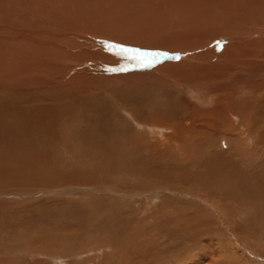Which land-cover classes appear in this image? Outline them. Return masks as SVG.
I'll list each match as a JSON object with an SVG mask.
<instances>
[{
  "label": "rangeland",
  "instance_id": "rangeland-1",
  "mask_svg": "<svg viewBox=\"0 0 264 264\" xmlns=\"http://www.w3.org/2000/svg\"><path fill=\"white\" fill-rule=\"evenodd\" d=\"M74 1L71 0L74 7L71 14L68 12L65 15L57 13L58 6L55 5L56 2L61 4L64 0H44V6L47 9L45 13L49 16L44 13L47 16L38 18L37 11L42 1L0 0V115H16L21 106H27L33 102L35 106L49 110H58L67 104L71 105L70 111L74 113V119H84V122H91L100 115V112L105 111V114L110 113L109 115L112 114V116L114 113L118 116L119 126L122 124L129 126L130 132L127 135L131 133V136L133 134L142 138L146 148L141 149V152L135 151L132 155L129 153L130 155L126 156L124 161L104 159L94 149H90V153L83 154L72 148L76 160L69 165L64 160L63 141L61 140L56 144V152L51 157L41 160L43 164L40 170L36 171L35 179L18 185L9 184V182L25 174V170L18 167L20 162L12 160L15 152H6L4 168L1 166L0 159V176L6 179L0 180V184L3 185L1 188L5 190L6 186H16L20 194L0 197V264H264V106L258 105L261 107L253 112H247L246 117L241 121L240 116L234 112L232 115L225 116L235 127L243 126V129L239 131H245L246 136L244 135L241 139L231 132L227 136L230 137L229 142H226L223 135L211 136L210 140L208 138L206 140L204 135L194 131L183 133L181 139L175 129L177 126L187 128L190 122V125L194 127L198 124L195 129L197 130L199 125H204V118L210 119L205 114L210 112V109L217 104L216 102L219 105L222 101L231 98L237 101L250 100V103L264 100V0H241L244 3L243 7L240 5L241 1L238 2L239 0H233L238 6H233L232 0L230 2L229 0L217 2L214 0L217 5L212 6L218 9L216 12V9L212 8L214 9L212 11L218 15L211 12L212 15L223 14L226 17L228 14L234 26L244 29L246 34V40H242L244 53H241L238 47L229 46L234 41L226 34L219 33V36L215 34L223 30L219 21V26L215 27L217 31L206 33L208 31L205 27V30L203 27L200 28L201 33L205 32L202 40L211 57L205 61V64L203 62L204 69L198 70L202 71V74L196 76L197 79L192 78L189 84L192 86H183L180 80L173 81V83L158 81L154 83L156 86L151 85L155 90L150 92L153 98L152 101L149 99L150 102L157 101L155 98L162 99V102L166 101L158 106L159 110H154L156 107L154 108L153 103L140 104L139 99L148 96H138L140 88L128 93L120 89V85H125L129 78L132 79L131 82L145 80L143 78L144 80L140 81L136 76L135 78L121 77L122 80L119 76L118 79L113 77L112 79L117 81L115 84L109 82L104 84L105 82L95 80L98 85L95 81H91L87 82V87L84 81L79 83L74 81L76 83L72 86L70 80L65 81L68 84L66 86L71 87L70 89L68 87L61 89V84L51 89L43 80V83L28 80L29 77L25 76L27 73L34 74L35 72V75H39V72H44L43 75L46 77L56 74L60 68L58 61L63 65L71 63L70 68H73L71 61L77 55H80V59L85 58L82 61L84 64L91 62L86 58L90 56V52L78 54L82 48H87V40L77 43L70 37H63L67 35L63 34L64 26L61 22L66 21L67 16L73 14L74 17L78 13H83V7L87 8L84 11L86 12L95 4L93 2L90 5L91 0ZM103 1H107L109 7L106 4L107 10L96 13L98 17L96 21L101 23L105 21L103 17L106 15L119 14L120 9L116 6H121V9L135 10L137 17H134L136 19L134 21H138L137 18L145 17L144 13L149 16L147 2L152 5V0ZM222 1L226 2L222 3ZM226 3L236 8L233 9ZM222 5L224 7L221 10L229 6L228 11H220L219 6L222 7ZM76 8L78 9L75 11ZM109 8L111 10H108ZM242 8L243 10L239 11ZM29 10H33V13ZM225 12H227L226 15ZM142 20L147 23L144 18ZM142 20L138 21L139 25L135 24L137 27H134V30L132 29L135 37L141 35L142 25L146 24L142 23ZM84 27L92 30L96 28V25L90 24ZM228 28L231 27L228 26ZM36 29H42L43 32H38ZM236 30L231 28L229 36L235 34ZM239 34L243 36L241 32ZM158 35L155 33L152 38H149L153 39L151 40V43L154 42L153 45L163 44L160 37H153ZM47 36L55 41L48 39ZM108 38L101 40L97 37V43L101 42L108 46L112 42ZM90 39L93 41L92 36ZM147 41L144 40L143 43ZM217 41L221 42L219 46ZM39 42L43 43L39 44ZM113 43L116 44L115 41ZM118 45L127 46L120 42ZM51 48L53 51H50ZM146 49L144 50L167 54L157 63L161 68L165 67L166 71H172V69L168 68L170 67L168 65H163L161 61L168 59L164 62L180 67L188 63L193 55L200 53L187 48ZM51 53L52 57H50ZM115 55L122 58L123 62L125 60L124 64L129 62L126 57L117 53ZM173 56H178L179 59L173 60ZM102 57L106 58L105 54ZM131 62L134 63V61ZM51 63L54 65H50ZM164 74L167 76L169 73ZM150 78L147 77V79ZM161 86L165 93H171L163 94ZM79 87L95 90V92L92 91L94 94L90 93L88 96L85 91V96L84 92L78 90L81 89ZM118 87L120 96L115 97L114 92L116 90L118 93ZM129 87H131L130 83ZM243 87L246 90L242 89ZM69 93H72V96ZM66 94L68 97L63 96ZM27 99H34V101L29 102ZM112 101L118 103L116 106L112 105L113 108H109ZM11 107L15 109L12 110ZM135 119L140 123L136 125ZM147 121L151 126L147 124ZM256 122L258 123L255 124ZM138 124L142 125L138 127ZM29 128L32 129L30 125L15 126L10 132L18 134L22 129ZM94 135L96 138L97 133ZM59 137L63 135L60 134L56 138ZM248 137L250 140L247 139ZM88 142L90 140H87V144L91 145ZM149 143L152 144L151 150ZM227 143L234 149L228 150L232 148L227 147ZM153 149L161 150L162 154L156 153ZM53 159H57L59 165L55 161L54 166L50 167L49 164L52 163L50 161ZM127 160L135 163L133 167L138 168L136 173L126 170L124 164ZM107 163H110L108 168L104 167ZM140 170L153 173L142 174V178L138 175ZM32 171L33 169H29V172ZM73 177L77 178V182H71ZM123 177L127 178L126 184H121ZM123 185L128 188H123ZM95 187H100L103 191L93 190ZM219 188H223L222 193ZM70 189H72L70 194H57ZM129 189L136 191H127ZM130 192H132L130 195H121ZM89 202L91 207L95 205L101 208V211L97 209L95 214L89 215L90 206L87 205ZM54 205L55 208L60 209L57 213ZM64 206L70 209L69 212L74 211V214L65 215ZM108 211L110 213L107 215L111 218L107 217L105 223L97 221L100 220V213ZM55 213L57 215H54ZM2 244L15 248L5 250ZM87 244L91 247L90 251L81 253L82 256L73 253L77 246L82 247ZM93 246L98 248L92 249ZM32 248L33 250H30ZM122 248H124L123 251ZM44 250L51 252L48 257L43 255ZM28 251H42V254L33 256ZM54 253L62 255L63 259L55 260L52 256Z\"/></svg>",
  "mask_w": 264,
  "mask_h": 264
},
{
  "label": "bare ground",
  "instance_id": "bare-ground-1",
  "mask_svg": "<svg viewBox=\"0 0 264 264\" xmlns=\"http://www.w3.org/2000/svg\"><path fill=\"white\" fill-rule=\"evenodd\" d=\"M39 1L40 2L42 1V5H39V7H38L39 11H37V14H38V18H41V17L47 16L48 14L45 13L47 9H45L44 0H36V2H39ZM217 1H219V0H216V2ZM240 1L241 0H239L238 2H240ZM16 2H17V0H16ZM93 2H95V4L90 8V10L84 12L87 8L83 7L82 8L83 13H78V14L74 15V17L72 16L73 14L70 15V16H67L65 18L66 21H62L61 22V24L64 26L63 27V29H64L63 30V34L67 35V36H63V37H67V38L70 37V39L72 41L77 42V43H80V42H83V41L87 40V44H86V45H88L87 48L86 49L82 48V51L78 52V54L82 53V52H87V53L90 52V56H88V57L85 56V57L87 58V61L89 60V62H90V60H91V62L88 63V64H84L82 61H84L85 58H81L80 59V55H77L71 61V62H73V65H72V66H74L73 68H70L71 67V63L63 65L62 62L58 61V65H59L58 67H60V68L57 71H59V72H57L56 74L50 75V76L48 74L47 76H49V77L44 76L43 75L44 72H42V73L39 72V75L38 74L35 75V72H34V74L27 73V75L25 74V76L29 77L28 80L30 82L31 81H38V83H40L43 80L44 83H46L47 85H49V87H51V89L52 88L54 89V87H59L60 84L62 85V86H60L61 89H62L64 87L65 88L66 87L69 88V86H66L68 84L65 83V81H69V80H70V83H71L70 85L71 86H72V84L76 83L74 81H78V83L81 82V81H84L85 83L84 82L83 83L86 84L85 87H87V82L89 83V82L95 81V80L98 81V82H102V83L105 82L104 84H106L108 82L111 83V84L112 83L115 84V82H117V81L113 80L112 79L113 77L117 78V79L120 77L119 79L122 80V78H127V77L135 78V76H136V78L139 79L140 81H141V79L142 80L145 79V80L141 81V82H139V81L131 82L130 80H132V79L129 78V79H127L129 81L125 85L122 84L123 86L120 85L121 83H118L120 85V89L123 92L128 93L129 91H133L136 88H140L138 96H140V95L141 96L148 95L145 98L139 99V100H141L140 104L146 105V102L147 103H153L154 108L155 107L156 108L155 109L152 108V109L159 110L158 106L166 103V101L162 102V99L159 98L161 100L160 101L158 98H155V100H157V101L150 102V100L151 101L153 100L152 94L150 92L151 91L153 92L155 90V89H152L151 85H153L155 82L157 83L158 81H162V82L166 81L167 83L169 81H171L173 83V81L174 82H178V80H180V82L182 83L183 86H188L189 84H191L190 82H192V78H194L196 76H200L202 74L201 73L202 71L199 72L198 70L204 69V66H202L203 62L205 64L206 63L205 61H208L210 59L211 56L208 55V49L205 48L206 44L204 45V42L202 40V37H204L203 35H205V32L201 33L200 32L201 31L200 28L203 27V29H204V27H205V29H207V31H208L206 33L217 31V29L215 27L219 26V24H218V21H219L220 27L223 30L222 31H217V32H215V34H217V35L219 33L226 34V36L230 37L231 39H233L232 41H234V42L230 43L229 46L238 47V50L241 53H244V51H243L244 50V43L242 41V40H246V34H245L244 29H238L236 26H234V22H233V20L231 21L230 18L227 16L228 15L227 12H225V15L227 14L226 17L223 14L217 16L218 14L216 12H217L218 8H215L217 4H215L216 2L214 0H152V5L149 2H147V8H148V11H149V16H147L144 13V15L143 14L142 15L145 16V17L137 18V20L139 22H141V20L144 18V20H146L147 23L144 22L143 20H142V23H146L147 25L146 24L142 25V28H141L142 29L141 30L142 33H141L140 36H137V37H135L134 34L132 33V29L134 30V27H137V25H135V24H138V21H134V20H136V19H134V17L135 16L137 17V15L135 14V12H136L135 10H133L132 8H131V10L121 9V6H116L118 9H120L119 10V14L116 15V16L106 15L105 17H103L105 19V21H103L101 23V22L96 21V19L98 18L96 13L97 12H101L102 10L106 9V7L108 6V3H107V1H103V0H91L90 1V5ZM223 2H226V1H222V3ZM228 2H230V0ZM232 2L234 3L233 0H232ZM27 3H29V2H27ZM218 3H220V2H218ZM22 4L23 3H21V5ZM46 4H47V2H46ZM106 4H107V6H106ZM213 4H214L215 7L212 6ZM29 5H30V3H29ZM36 5H37V3H36ZM36 5H35V7H36ZM51 5L53 6V4H51ZM55 5L58 6V8H56V9H58L57 13H63L65 15L68 12H70V14H71V11L74 9V7L72 6L71 0H64V2L61 3V4H58L56 2ZM227 5H229V4H227ZM227 5H226V7H227ZM232 5L233 6H235V5L238 6V4H235V3L232 4ZM232 5H229V6H231V8H233V9L236 8V7H233ZM240 5H241V7L244 6L243 1H241ZM223 7H224L223 5H222V7L219 6V8H220L219 10L220 11H223V10L224 11L225 10L228 11V9H227L228 7L227 8L225 7L226 9H222L221 10V8H223ZM27 8H29V7H27ZM212 8L216 9L215 10L216 12L212 11V10H214ZM22 9H24V8H22ZM77 9L78 8H76L75 11ZM135 9H137V8H135ZM208 9H210L211 11L210 10L208 11ZM108 10H111V8H109ZM241 10H243V8L239 9V11H241ZM29 11H31V10H29ZM220 11H219V13H220ZM54 12H55V7H54ZM211 12L212 13L214 12V14L216 13L217 15H212ZM44 13L47 14V15H45ZM50 14H51V12H50ZM112 14H114V13H112ZM108 18L111 19V20H107ZM152 19H154V21H150ZM46 22H48V21H46ZM90 24L96 25V28L95 29L91 28L92 30H90V29L87 30L84 27V26L88 27V25H90ZM36 26H38V25L36 24ZM151 26H152V28H150ZM228 26L231 27V28H235V30L237 29L235 31V34H233L232 36H229L231 28H228ZM37 31L40 32V31H42V29L41 30H37ZM72 31H74V33H72ZM107 31H109V33H107ZM46 32L47 31H45V33ZM239 32H241L243 34V36L240 35ZM155 33L159 34V35L158 36H153V37H160V41L163 43L162 45L161 44L159 46L158 45H153L154 44L153 41L151 43V40H153V39H149V38H152V35H154ZM168 33H170V35H168ZM55 35H57V34H55ZM60 35H62V34H60ZM90 36H92L93 41H90L91 40ZM97 37H100L101 40H104V39L109 37L108 40L112 41V42L109 43V45L115 41V43L117 45H118V42H120L121 44H127V46L130 45L128 47H132V48L139 47V49L142 48L143 50L145 48H147L146 50H148V48L149 49H156V50H159L161 48L163 50L164 48L173 47V48H182V49L183 48H187V49H191V51L194 49L195 52L199 51L200 53L193 55V57H191V59H190V61L188 63H186V64H184V65H182L180 67H176V64H173V63L164 62L166 60L168 61V59L161 61V63L163 65L170 66L168 68L172 69V71L171 70L170 71H166L165 67L161 68L159 66V64L158 65L154 64V65H152L150 67H134V66H132L134 63H132L131 61H129L126 64H124L125 60L123 62V59L121 58L122 59V61H121V59L115 55L116 51L114 49H112L114 51H112V50L110 51L109 47L107 45H105L103 42L102 43L104 45L101 44V42L97 43ZM49 38H50V36L48 37V39ZM54 38H56V37H54ZM59 38H60V36H59ZM144 40H148V41L143 43ZM52 41H55V40L53 39ZM43 42L45 44V41H43ZM43 42H39V44L43 43ZM81 44H79V45H81ZM37 48L38 47H36V49ZM229 48L230 47H228V49ZM71 49H72V46H71ZM51 50L53 51L52 48L50 49V51ZM54 52H56V50ZM36 54H38V53L36 52ZM103 54H105L106 58L102 57ZM173 54H174V52H173ZM50 57H52V53H51ZM228 58H230V57H228ZM66 60H68V59H66ZM173 60H175V59H173ZM40 61H38V62H40ZM103 61H104V63H103ZM50 65H54V64L51 63ZM53 67L57 68L55 66H53ZM113 68H115V69L123 68L125 70L124 71H119V70L118 71H110L109 70V69H113ZM34 70H36V69H34ZM170 72H171V74H170ZM164 73H166L168 75L166 76ZM43 77H45V78L43 79ZM147 77H149V78L151 77V78L147 79ZM137 79H135V80H137ZM196 79H197V77H196ZM96 81H95V83H96ZM67 83H69V82H67ZM129 83L131 84V87H129ZM84 84H81V85H84ZM118 84H116V86ZM154 86H156V85L154 84ZM189 86H192V85H189ZM85 87H82V88L79 87L81 89H78V90L79 91L81 90L82 92H84L83 93L84 95L86 94L85 91L87 92L88 96H89L90 93L94 94L93 92H95V90H88V88H85ZM157 87H159V85ZM160 88H162V86ZM244 88L245 87H243L242 89H244ZM69 89H68V91H70ZM166 89H168V88H166ZM162 90L164 92L163 88H162ZM245 90H246V88H245ZM160 91H161V89H160ZM168 91H170V90H168ZM259 91H260V89H259ZM76 93H77V91H76ZM169 93H171V92H169ZM169 93H167V92L165 93L164 92L163 94L166 95V94H169ZM70 95L72 96V93ZM70 95H69V97H70ZM114 95H115V97H117V95L120 96L119 87H118V93L115 90ZM63 96H67V94L63 95ZM63 96H61V97H63ZM79 96L81 97L82 95H79ZM153 96L155 97V95H153ZM76 97H78V96H76ZM231 99L230 100L226 99V101H224V102L222 101L219 105H218V102H216L217 104L213 108L210 109V112H208V114H205L206 116H209L210 119L207 120V117L204 118L205 120L202 119V120H204L203 121L204 125H202V126L199 125V128L197 130H195V129L198 126V124L196 125V127H194L193 125H190V122H189V126L187 128H185V127L182 128L181 126H177L178 127L177 128L174 125L176 127L175 129H177L176 130L177 134H180L179 136L181 137V139H182V134L183 133H187V132H190V131L191 132L194 131L197 134L201 133L202 135H204L205 139L206 138L209 139L211 136L212 137L213 136H217L218 137L219 135H223L225 137V139H226V142H229L228 140H229L230 137H227V136H228V134L233 132V133L237 134L240 137V139L243 138L244 135L246 136V132L245 131L244 132L239 131V130L243 129V126L242 125H238V126L235 127L234 124H232L231 120H228L225 116H229L230 114L232 115V112H234L238 116H240V121H241L242 119H244V117H246V113L247 112H250V111L253 112L258 107L264 106V100H260V101H257V102L250 103V100H246V101L239 100V101H237V100H233V99L231 100ZM32 100L34 101V99H27V101H29V102H31ZM68 100L70 101L69 98H68ZM114 101H112L113 104L110 103V105H109L110 107L109 108H113L112 105L116 106V104L118 102L117 101L114 102ZM187 103H188V101H187ZM258 105H261V106H258ZM246 107H247V109H246ZM11 108H12V110L15 109V107H11ZM70 109H72V106L71 105L68 106V104H67V106H65V107L62 106L58 110H54V109L49 110V109H44V107H37V106H35V103L33 102V103H30L27 106H21L18 109L16 115H10V114L7 115V116L0 115V159H1V166H2V168H4V154L6 152H10V153L15 152V154L12 156V160L16 161V162H20V166H18V167L23 169V170H25V174H22L21 176H18L17 178L12 179L9 182V184L18 185V184H20L22 182L23 183H27V182L32 181L33 179H35L36 171H39L40 168H41V165L43 164V162L41 160L51 157L52 154L54 152H56V144L58 142H60L61 140L63 141L62 149L64 151V160L69 165H72L74 163V161L76 160V158H74V155H75L74 150L77 151V152H82L83 154H86V153H90L91 152L90 149H94L101 156H103L104 159H108V160H111V161L112 160L124 161L126 156H129L130 154L132 155L133 153H135V151L141 152V149L146 148V145L143 144L145 141L142 138H140L138 136H134L133 134L131 136V133L129 134V136L127 135V133L130 132L129 126H124V124L119 126V122H118L119 120H118V116H115L116 114L113 113V116H112V114L109 115L110 113L109 114H107V113L105 114V111H104V113L100 112V115H98L96 118H94L91 122H84V119H74L75 118V116L73 115L74 113H72L70 111ZM220 110H222V111H220ZM6 112H7V110H6ZM125 113L128 115L127 112H125ZM156 115H158V114H156ZM260 116H262V115H260ZM256 118H257V116H256ZM144 119L147 120V118H144ZM151 120L152 119L150 118V121ZM200 120H199V122H200ZM240 121H239V124H240ZM261 121H262V119H261ZM19 122H21V123H19ZM148 122L149 121H147V124L149 126H151ZM137 123H140V122H138V120L135 119V124L137 125ZM257 123L258 122H256L255 124H257ZM152 124H155V122H152ZM23 125H30L32 129H30V128L29 129H22L21 132L18 133V134L10 132V130L14 129L15 126H23ZM141 125L142 124H138V127L141 126ZM162 128H163V126H162ZM94 133H97L96 138H95ZM60 134L63 135V137L56 138ZM193 135H194V133H193ZM187 136H189V134ZM168 137H170V135ZM184 137L186 138V136H184ZM191 138L192 137H190V139ZM247 139H249V137ZM87 140H90V142H88V143H91V145L87 144ZM228 144L229 143H227V147L232 148L231 145L228 146ZM141 146H144V147H141ZM148 146L150 147V150H151L152 144L150 145V143H149ZM233 149L234 148L228 149V150H233ZM153 150L156 151V153H160L161 152V150H159V149H153ZM262 150H263V148H262ZM146 153H148V151ZM160 154H162V153H160ZM239 155H240V153H239ZM189 156H190V154H189ZM133 159H134V157H133ZM147 159H149V157ZM55 161H57L58 165H59V161L57 159H53V160L50 161L52 163L49 162L50 163L49 164L50 167L54 166V162ZM134 161H135V159H134ZM134 164L127 160L125 162L124 166H125L127 171H130V172L133 171V172L136 173L138 171V168L133 167ZM149 164H151V163H149ZM189 164H190V162H189ZM109 165H110V163H107V164H105L104 167L108 168ZM29 169L30 170L33 169V171L29 172ZM152 173L153 172L148 171V170H140L138 172V175L143 178L142 174L148 175V174H152ZM161 173H159V174H161ZM157 174L158 173L156 172V175ZM134 178H136V177H134ZM147 178H148V176H147ZM0 180H6V179H5V177L0 176ZM241 180H243V178ZM85 181L87 183V179ZM71 182H77V178L73 177L71 179ZM123 183L124 184L127 183V178L126 177H123L121 179V184H123ZM229 183H231V182H229ZM2 186L3 185L0 184V197L1 196L6 197V196H10V195L17 196V195L20 194V192H18L16 190L17 189L16 186H6L7 189H5V190H2V188H1ZM123 188H128V187L123 185ZM222 189L223 188H221V189L219 188V190H221V193L223 192ZM93 190H95V191H103V189L100 188V187H95ZM43 191H49V190H43ZM71 191H72V189H70L68 191H65V192H59L57 194L58 195H62V194L65 195V194H67V193H69ZM127 191H132V189H129ZM135 191H132V192H135ZM132 192H130V193H122L121 195L122 196H127V195L132 194ZM58 195H56V197H58ZM253 196H255V195H253ZM54 204H56V203H54ZM57 205H58V203H57ZM87 205L90 206V202L87 203ZM59 207L63 208L62 206H59ZM86 207H88V206H86ZM54 208H55V205H54ZM57 208H55V212L56 213L58 212L57 210H60V209H57ZM97 209L99 210V212L101 211V208H98L95 205H93L92 207L90 206V208L88 210V214L89 215L95 214ZM69 210L70 209L68 207H65L64 211L66 213L64 211H61V212H64L65 215L66 214L70 215V213L72 214L74 212V211L73 212H69ZM56 213L54 215H57ZM108 213H110V212L108 211V212L100 213L101 214V217L99 218L100 220H97V221H102V222L106 221L107 217H109V215H107ZM103 214H105V215H103ZM109 218H111V217H109ZM150 236H151V234H150ZM89 238H91V237H89ZM84 240H87V239L84 238ZM84 240H83V242H84ZM91 240H92V238H91ZM132 243H133V241H132ZM133 244H135V243H133ZM88 245L89 244H87L85 246L88 247ZM0 246H1V244H0ZM2 246L5 247V250L7 248H15L14 246H10L8 244H2ZM83 246L84 245H82V247L80 246L81 248L77 246L78 249L76 247V249H74L73 253L75 255H77V256H80L81 253L84 254L85 252L90 251L91 247H88L86 249V247L84 246L85 249H82V248H84ZM30 247H32V246H30ZM122 247L125 248L126 246L122 245ZM26 248H27V246H26ZM33 248L30 249V250H33ZM96 248H98V247H96V246L92 247V249H96ZM124 248H122V251L124 250ZM25 251H27V250H25ZM18 252L20 254H22V255H25V253H23L21 251H18ZM28 252L31 255H33V256L42 254V251H38V252L28 251ZM50 253L51 252H48V251L44 250L43 255L45 257H48V255ZM52 256H54V259L57 260V261L60 260V259H63V256L60 255V254L54 253Z\"/></svg>",
  "mask_w": 264,
  "mask_h": 264
},
{
  "label": "snow or ice",
  "instance_id": "snow-or-ice-1",
  "mask_svg": "<svg viewBox=\"0 0 264 264\" xmlns=\"http://www.w3.org/2000/svg\"><path fill=\"white\" fill-rule=\"evenodd\" d=\"M217 45H220V41L216 42ZM109 49H115L116 53L120 56L126 57L129 61H134L132 66L134 67H150L154 64L160 62V60L167 54H162L160 52H149L139 48H131L124 45L110 44L108 45ZM173 59H179L178 56H173ZM110 71H124L125 69H109Z\"/></svg>",
  "mask_w": 264,
  "mask_h": 264
}]
</instances>
